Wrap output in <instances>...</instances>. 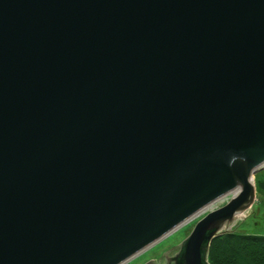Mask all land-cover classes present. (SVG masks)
<instances>
[{
	"label": "water",
	"instance_id": "obj_1",
	"mask_svg": "<svg viewBox=\"0 0 264 264\" xmlns=\"http://www.w3.org/2000/svg\"><path fill=\"white\" fill-rule=\"evenodd\" d=\"M264 169V0H0V264H211ZM144 264H158L150 259Z\"/></svg>",
	"mask_w": 264,
	"mask_h": 264
},
{
	"label": "rangeland",
	"instance_id": "obj_2",
	"mask_svg": "<svg viewBox=\"0 0 264 264\" xmlns=\"http://www.w3.org/2000/svg\"><path fill=\"white\" fill-rule=\"evenodd\" d=\"M254 180L256 183V175ZM229 199L230 198L222 202H217L211 208L209 207L208 211L220 207L221 205L225 204ZM202 214L198 215L196 219H200L205 215ZM195 223L196 220L188 221L187 223L178 227L172 233L161 239L159 242L147 248L146 250L136 255L124 264H143L151 258H156V261L161 264L165 261V258L162 254L173 246L175 247L172 250H174L173 252H175L179 248V243L190 234ZM232 229L233 231L239 233L264 234V190L257 188V184L255 203L244 215L240 216L237 219V221L233 224ZM167 253L171 255L170 251H168Z\"/></svg>",
	"mask_w": 264,
	"mask_h": 264
},
{
	"label": "trees",
	"instance_id": "obj_3",
	"mask_svg": "<svg viewBox=\"0 0 264 264\" xmlns=\"http://www.w3.org/2000/svg\"><path fill=\"white\" fill-rule=\"evenodd\" d=\"M255 175L257 188L264 190V169ZM208 258L211 264H264V234L224 233L212 240Z\"/></svg>",
	"mask_w": 264,
	"mask_h": 264
},
{
	"label": "bare ground",
	"instance_id": "obj_4",
	"mask_svg": "<svg viewBox=\"0 0 264 264\" xmlns=\"http://www.w3.org/2000/svg\"><path fill=\"white\" fill-rule=\"evenodd\" d=\"M235 191H233L232 193L226 195V196H223L222 198L216 200L215 202H213L211 205H209L207 208H205V210H203L202 212H207L208 211V208L214 206L217 202H222V201H225L226 199L230 198V196L234 193ZM246 213V212H245ZM245 213L241 214L240 216L244 215ZM197 217V216H196ZM176 230V229H175ZM173 232V231H172ZM159 242V241H158ZM157 243V242H156ZM151 247V246H150Z\"/></svg>",
	"mask_w": 264,
	"mask_h": 264
},
{
	"label": "flooded vegetation",
	"instance_id": "obj_5",
	"mask_svg": "<svg viewBox=\"0 0 264 264\" xmlns=\"http://www.w3.org/2000/svg\"><path fill=\"white\" fill-rule=\"evenodd\" d=\"M180 243H181V242H180ZM180 243H179V245H180ZM174 247H175V246L169 248L168 250H166V251L162 254V255L164 256V258H165V261L162 262L161 264H163V263L166 262V257H167V255H168V256L174 255V254L178 251L179 248H178L175 252H173L174 250H172V249H173ZM168 251L171 252V255H169V254L167 253ZM151 259H155V260H156V258H151ZM158 264H159V263H158Z\"/></svg>",
	"mask_w": 264,
	"mask_h": 264
}]
</instances>
